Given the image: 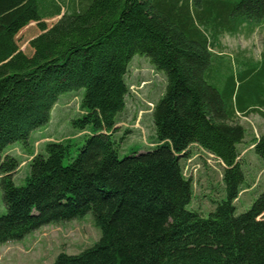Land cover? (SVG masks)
Here are the masks:
<instances>
[{
	"label": "trees",
	"instance_id": "obj_1",
	"mask_svg": "<svg viewBox=\"0 0 264 264\" xmlns=\"http://www.w3.org/2000/svg\"><path fill=\"white\" fill-rule=\"evenodd\" d=\"M60 5L0 0V244L91 212L100 238L52 264H264V191L240 214L233 204L244 182L235 117H264V53L218 74L222 53L211 47L222 32H252L264 0H71L62 14ZM54 16L49 27L40 21ZM30 22L44 44L28 54L16 35ZM134 54L164 73L165 88L151 109L153 146L120 157L113 136ZM80 89L72 125L88 132L32 150L59 95ZM16 143L30 156L23 185L13 181L20 160L7 152ZM191 145L223 167L225 198L206 217L187 208L192 182L179 158ZM252 150L264 163V134Z\"/></svg>",
	"mask_w": 264,
	"mask_h": 264
},
{
	"label": "rangeland",
	"instance_id": "obj_2",
	"mask_svg": "<svg viewBox=\"0 0 264 264\" xmlns=\"http://www.w3.org/2000/svg\"><path fill=\"white\" fill-rule=\"evenodd\" d=\"M60 5L61 14L71 0H55ZM59 16L44 17L40 21L49 27ZM44 31H40L36 22H30L16 35L19 50L31 54L44 44ZM212 52L222 53L214 56L215 71L228 74L239 71V58L258 61L264 53V21L254 25L252 32L243 25L238 33L222 32L212 42ZM129 92L124 110L118 114L117 132L114 134L120 157L132 152H144L155 142L151 109L163 94L165 75L156 70L145 56L134 54L126 74ZM213 82H211L212 84ZM83 90L61 93L51 111L50 121L36 130L30 137L31 147L40 151L47 141H59L69 137L79 139L85 131H78L72 120L82 114L79 107ZM235 120L244 130V139L238 145L244 182L240 186L238 197L234 201L235 213L240 214L250 208L253 201L264 191V163L252 150V139L264 134V117L258 112L246 116L236 114ZM189 155L179 158L182 174L191 178L192 199L187 208L196 210L206 217L216 205L225 198L222 182V164L212 154L197 145L189 147ZM8 153L20 160L19 169L13 176L16 185L25 183L28 172L27 161L30 156L13 144ZM5 213L0 190V215ZM101 235L91 212L80 218L58 224H47L24 236L18 241L0 244V264H52L60 252L76 254L93 245ZM24 245L26 250L22 247Z\"/></svg>",
	"mask_w": 264,
	"mask_h": 264
},
{
	"label": "crops",
	"instance_id": "obj_3",
	"mask_svg": "<svg viewBox=\"0 0 264 264\" xmlns=\"http://www.w3.org/2000/svg\"><path fill=\"white\" fill-rule=\"evenodd\" d=\"M22 247L24 248V250H26L25 248H27V247H25L24 245H22Z\"/></svg>",
	"mask_w": 264,
	"mask_h": 264
}]
</instances>
